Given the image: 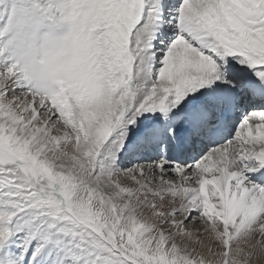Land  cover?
<instances>
[{
	"label": "snow or ice",
	"instance_id": "6c2138e0",
	"mask_svg": "<svg viewBox=\"0 0 264 264\" xmlns=\"http://www.w3.org/2000/svg\"><path fill=\"white\" fill-rule=\"evenodd\" d=\"M0 264H264V0H0Z\"/></svg>",
	"mask_w": 264,
	"mask_h": 264
}]
</instances>
